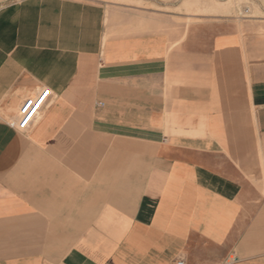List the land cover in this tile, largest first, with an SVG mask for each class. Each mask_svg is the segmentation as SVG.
Segmentation results:
<instances>
[{
  "label": "crops",
  "instance_id": "obj_1",
  "mask_svg": "<svg viewBox=\"0 0 264 264\" xmlns=\"http://www.w3.org/2000/svg\"><path fill=\"white\" fill-rule=\"evenodd\" d=\"M176 261L264 264V0L0 5V264Z\"/></svg>",
  "mask_w": 264,
  "mask_h": 264
},
{
  "label": "built area",
  "instance_id": "obj_2",
  "mask_svg": "<svg viewBox=\"0 0 264 264\" xmlns=\"http://www.w3.org/2000/svg\"><path fill=\"white\" fill-rule=\"evenodd\" d=\"M51 96L50 89H43L23 102L18 111L17 129L19 131H27L34 124L35 120L48 105ZM174 264H184V262L176 261Z\"/></svg>",
  "mask_w": 264,
  "mask_h": 264
},
{
  "label": "rangeland",
  "instance_id": "obj_3",
  "mask_svg": "<svg viewBox=\"0 0 264 264\" xmlns=\"http://www.w3.org/2000/svg\"><path fill=\"white\" fill-rule=\"evenodd\" d=\"M14 1H18V0H0V5H2L4 3L14 2Z\"/></svg>",
  "mask_w": 264,
  "mask_h": 264
}]
</instances>
